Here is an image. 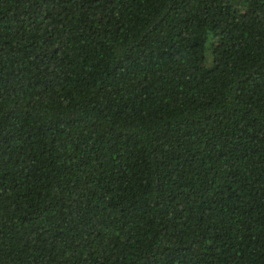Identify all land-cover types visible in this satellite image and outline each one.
I'll list each match as a JSON object with an SVG mask.
<instances>
[{"label": "trees", "instance_id": "1", "mask_svg": "<svg viewBox=\"0 0 264 264\" xmlns=\"http://www.w3.org/2000/svg\"><path fill=\"white\" fill-rule=\"evenodd\" d=\"M0 264H264V0H0Z\"/></svg>", "mask_w": 264, "mask_h": 264}]
</instances>
